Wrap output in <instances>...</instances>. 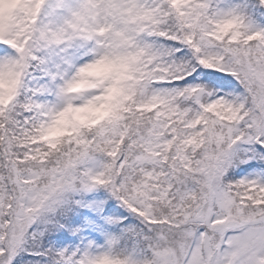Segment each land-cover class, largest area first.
<instances>
[{
    "label": "snow or ice",
    "instance_id": "obj_1",
    "mask_svg": "<svg viewBox=\"0 0 264 264\" xmlns=\"http://www.w3.org/2000/svg\"><path fill=\"white\" fill-rule=\"evenodd\" d=\"M46 2L0 0V264H264V0Z\"/></svg>",
    "mask_w": 264,
    "mask_h": 264
},
{
    "label": "rangeland",
    "instance_id": "obj_2",
    "mask_svg": "<svg viewBox=\"0 0 264 264\" xmlns=\"http://www.w3.org/2000/svg\"><path fill=\"white\" fill-rule=\"evenodd\" d=\"M59 0H47L44 9L42 10L41 15V22L42 23H48L49 21H55L58 22L60 18L65 14L63 8L57 7ZM264 23V21H262ZM49 61L51 62L52 59L55 56V52L49 51L48 52ZM45 80H47V77L44 75L37 76L35 81L31 83L34 87L40 86Z\"/></svg>",
    "mask_w": 264,
    "mask_h": 264
},
{
    "label": "trees",
    "instance_id": "obj_3",
    "mask_svg": "<svg viewBox=\"0 0 264 264\" xmlns=\"http://www.w3.org/2000/svg\"><path fill=\"white\" fill-rule=\"evenodd\" d=\"M48 52H49V51H46V52H45V55L42 56V61L45 59V57H47V59H48V61H49V58H50V57L48 56ZM49 62H50V61H49ZM37 67H39V66H37ZM41 75H43V74H41ZM31 86L34 87L33 85H31Z\"/></svg>",
    "mask_w": 264,
    "mask_h": 264
}]
</instances>
